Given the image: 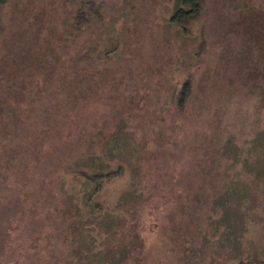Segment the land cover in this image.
Listing matches in <instances>:
<instances>
[{"label":"rangeland","instance_id":"rangeland-1","mask_svg":"<svg viewBox=\"0 0 264 264\" xmlns=\"http://www.w3.org/2000/svg\"><path fill=\"white\" fill-rule=\"evenodd\" d=\"M81 1L2 9L0 264L264 259V0Z\"/></svg>","mask_w":264,"mask_h":264},{"label":"trees","instance_id":"trees-1","mask_svg":"<svg viewBox=\"0 0 264 264\" xmlns=\"http://www.w3.org/2000/svg\"><path fill=\"white\" fill-rule=\"evenodd\" d=\"M176 9L172 14V20H176L178 22L184 21L183 24L185 26V30L188 29L189 20L198 16L201 12L203 4L205 0H176ZM7 0H0V33L3 31L2 29V9ZM96 12L95 0H82L81 3L75 10V23L80 26L87 22L90 17ZM193 84L192 79H188L184 82L183 87L181 89L179 101L185 104L186 100L189 101L190 96L193 93ZM10 134V132H8ZM88 181L93 182L95 187L99 189L101 182H94V180H104L109 172H106L103 168L101 170H95L93 173L88 172L83 169H78ZM241 264H264V259L262 260H250V261H242Z\"/></svg>","mask_w":264,"mask_h":264}]
</instances>
